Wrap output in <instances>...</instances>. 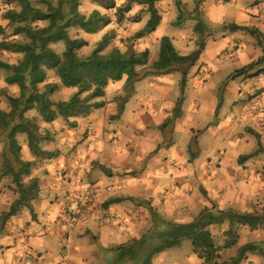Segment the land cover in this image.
<instances>
[{"label":"crops","instance_id":"0c3cea01","mask_svg":"<svg viewBox=\"0 0 264 264\" xmlns=\"http://www.w3.org/2000/svg\"><path fill=\"white\" fill-rule=\"evenodd\" d=\"M206 1L199 7L205 17ZM250 1L230 0L224 4L216 0L219 7L210 10L207 16L211 23L220 18V24L249 30L225 32L220 38L222 45H217V56L223 49L228 50V56L236 58L232 63L234 69L239 67L237 72L260 61L255 78L247 80L245 94L234 98L236 104H243L241 111L244 109L235 127L238 141L225 147L223 154L207 167L176 154L171 159L177 160L179 166L173 168L172 160L167 159L163 150L173 146L170 115L182 102L169 100L172 92L158 90L156 83L153 86L157 91L152 90L147 96L154 93L162 96L139 103L126 89L127 78L111 84L100 101L105 105L103 109L87 119L76 120V129H64L81 131L83 136L74 149L72 182L66 183V173L63 179H53L46 160H38L37 167L33 166V177L41 182L40 197L33 203L36 219L25 209L28 212L22 220L19 219L22 212L7 220L6 229L0 234V264H118L126 255L124 251L134 243L167 233L168 225H190L206 210L261 215L264 210V117L260 115L264 113V49L258 36L264 39V0L249 4ZM251 32L257 35L252 36ZM173 45L177 47L175 41ZM232 51L236 52L230 56ZM198 80L203 81L201 77ZM205 87L201 89L203 93L208 92L209 87ZM248 99L251 102L244 105ZM196 102L198 112L216 109L215 101L209 103L198 98ZM122 107L123 114L117 118ZM99 112L103 115L98 116ZM49 126L44 128L51 144L47 149L59 160L62 157L56 143L59 129ZM130 131L138 136L130 138ZM117 136L121 141H116ZM125 143L130 146L126 148ZM211 163L216 170L210 167ZM103 174L109 177L107 186L100 182ZM15 201L9 205L0 201L1 212L8 214ZM75 204L80 206L81 214L69 222L67 211ZM215 228L223 231L225 241L229 224ZM248 244H264V230L242 229L237 246L223 253L233 258ZM16 253L18 257L14 256ZM129 264H135V256ZM151 264H201V261L193 253L191 241L184 240L180 246L156 254ZM241 264H264V254L246 255Z\"/></svg>","mask_w":264,"mask_h":264},{"label":"trees","instance_id":"16d2710c","mask_svg":"<svg viewBox=\"0 0 264 264\" xmlns=\"http://www.w3.org/2000/svg\"><path fill=\"white\" fill-rule=\"evenodd\" d=\"M6 7L2 11L3 19L13 26L14 37L9 43H0V57L4 51L12 49L17 55L23 57L22 61L13 66L3 62L0 58V80L2 73L10 74L5 82L9 87L19 89V97L7 96L11 105L10 113L0 111V126L7 134L10 146V153L13 156L16 167H13L8 159L4 160L3 170L0 172V180L10 176L18 199L13 203L8 214L3 215V220L15 217L27 209L33 219L36 214L33 203L39 199L41 182L33 177V163L23 159V148L18 141L21 135L26 136L27 147L35 156L46 161L54 160L57 157L54 153H44L41 146L44 141H49L47 132L40 129L36 119H29L28 115L36 113L45 124H54L58 120L64 121L71 129L77 128L76 120L87 119L95 112L105 107L102 101L105 92L111 84H116L127 78L126 89L136 81L141 80L145 71H153L152 74L179 73L183 77V83L187 79L190 69L199 61L205 49L201 44L199 51L189 57H182L177 52L173 42L164 38L160 42L159 60L149 67L150 52L135 53L134 51L123 52L114 49L106 53L111 45L109 36L106 34L96 44L95 50L87 57H81L79 52L89 46L85 38L72 37L70 30L76 29L80 33L89 36H96L112 24L107 15L95 11L89 17L81 13V0H65L69 12L63 9V3L59 4L60 9L54 8L52 13H43L32 7L28 0H4ZM95 3H102L107 10H113L116 21L121 24L126 16L131 14L134 8H141L131 24H140L145 16L149 17L147 26L137 36V39H144L155 33L162 24L163 18L157 5L166 0H123L122 5L117 7L115 1L92 0ZM203 0H197L200 5ZM229 3L230 0H222ZM177 2L179 7L181 4ZM15 6V8H11ZM9 7V8H8ZM199 11V9H196ZM197 21V20H196ZM195 33H200L203 22L198 19ZM47 24V27H39L37 24ZM233 32L249 31L247 28L234 26ZM3 33L4 31H1ZM256 36L255 32H251ZM203 41V40H202ZM63 45V53H57L53 48ZM260 61L246 67L236 73L238 76H246L250 71L258 67ZM138 69H143L138 72ZM54 72L64 88L75 90V94L68 102H53L51 97L58 91L59 86L48 83L49 73ZM148 72V73H149ZM143 77V76H142ZM43 86L44 91H41ZM181 103L175 109L176 115H181ZM122 107L117 118L123 114ZM229 224L226 233L227 241L225 246L217 245L215 236L210 229L213 226ZM4 228V225H3ZM248 228L252 231L264 229V214H243L233 211H219L216 208L204 211L198 219L190 225H168V232L165 234H154L151 240L145 238L128 247L124 253H132L135 256V264H151L156 254L180 246L182 241H191L193 253L198 256L201 264H241L248 252H256L253 245L242 249L237 259L221 261V252L237 246L242 229ZM150 244V245H149ZM152 251L146 253V249ZM145 249V252H144ZM131 254V255H132Z\"/></svg>","mask_w":264,"mask_h":264},{"label":"rangeland","instance_id":"374dc122","mask_svg":"<svg viewBox=\"0 0 264 264\" xmlns=\"http://www.w3.org/2000/svg\"><path fill=\"white\" fill-rule=\"evenodd\" d=\"M33 8L42 11L43 13H52L53 9H60L59 4L63 3V9L65 12H69V7L65 6V0H28ZM115 1L116 6L119 7L122 5L123 0H108ZM181 4L179 7L177 6V2ZM197 0H167L165 3L161 4L158 8L161 17L163 18L162 24L158 28V30L151 34L150 36L144 39H137V36L140 32L144 30L149 21V17H144V23L140 24H131V21H134L137 14L141 11V8H134L133 12L126 16V19L123 23L119 24L116 21V17L113 10H107L102 3H95L92 0H81V13L86 16H90L93 12L98 11L102 13V15H107L112 20L111 26L102 31L100 34L96 36H89L84 33H80L76 29L70 30V35L72 37H80L85 38L87 42H89V46L79 52L81 57H87L91 54L95 48L96 44L99 43L104 35H108L110 41L112 42L108 50L107 54L112 52L114 49H119L123 52L126 51H134L135 53H144L146 50L150 52L149 56V67H153L152 64L157 62L160 57V42L164 38H169L172 42H176L177 47L176 50L182 57H189L199 51L201 44L204 43L205 49L202 52L199 58L198 63L190 69V72L187 76V79L183 83V77L179 73H171L169 76H161L160 74L154 75L149 71H145L141 80L136 81L133 86H131V90H129L130 95L133 94L136 97V102H149L156 100L157 97L162 96L159 93H154L152 95L147 96L152 90L157 91L153 86L155 83L159 86L158 90H166L168 92H172V96H170L169 100L174 101L178 100L182 102V105L185 106V109L182 111L181 115H176L175 112L171 113V121L173 127L171 130V137L173 140L172 148H165L163 152L166 154L168 160H172L171 158L178 154L184 155L187 158L189 157L190 162L198 163L199 166L207 167L210 161L217 160L222 154L223 149L225 147H230L232 144L238 141V132L235 131L236 125H238L240 120V114L244 112V109L241 111L242 103L236 104L235 96L240 97L242 94H245L246 87L248 85L247 80H252L257 75L256 73L258 69H254L250 71L246 76H238L237 67L234 69L233 60L236 58L229 57L227 54L228 50L223 49V53L217 56V45H219L221 37L223 34L233 32L232 27L227 26L225 23L220 24L221 19L215 18L214 23H211V19L208 20V12L210 10H214L218 8V4H216V0H207L205 3L208 4L206 8V17L202 12L197 11L196 9L200 7V5L196 4ZM251 0L249 4L252 2ZM204 3V2H203ZM202 3V6H203ZM213 5V7L211 6ZM215 6V7H214ZM7 8L5 1L0 0V43L7 42L9 43L14 37L13 26H9L8 22L3 19L2 11ZM9 8V7H8ZM11 8H15V6H11ZM196 8V9H195ZM61 10V9H60ZM198 19L203 22V27L200 30V33H195V28L198 24ZM197 20V21H196ZM224 20V19H223ZM213 22V21H212ZM224 22H226L224 20ZM39 27H47V24H37ZM252 39V36H249ZM146 39V44L145 43ZM260 44L263 45L264 49V39L260 38ZM203 40V41H202ZM222 45V44H220ZM219 45V46H220ZM148 48V49H147ZM57 53H63V45H57L53 48ZM212 49V50H211ZM236 51L229 52V55L235 54ZM1 60L9 65H17L19 64L23 57L17 55L12 49L9 51H4L1 54ZM199 69H202L198 72ZM143 69H138V72ZM236 70V71H235ZM203 71V72H202ZM259 71V70H258ZM149 72V73H148ZM199 73L200 75L198 76ZM10 77V74L4 72L2 73V80H0V111L10 113L11 105L7 100V96L11 95L13 97H19L20 92L16 87H9L6 85L5 80ZM203 80L199 82L198 78ZM48 83H52L54 85L61 84L60 79L57 78L54 72L49 73ZM205 83H209L207 87H205ZM202 87L208 88L207 93H203L201 91ZM41 91H44L43 86L41 87ZM75 90H69L64 88L61 84L60 88L56 93L51 97V100L55 103L57 102H68L72 96L75 94ZM136 92V93H135ZM112 93H115L112 91ZM138 94V95H137ZM111 95V94H110ZM248 95V93H247ZM111 97V96H110ZM203 98L207 102L215 101L216 109H207L205 112L201 113L196 111L197 107L196 99ZM252 99H248L244 105H248V102H251ZM239 102V101H238ZM262 104L261 102H259ZM145 112V117H146ZM98 116H102L103 114L99 112ZM183 117V118H182ZM188 117V118H185ZM29 119L35 118L36 123L40 127L41 130L46 131V125L51 127V129H59L56 132V143L59 149L62 151V157L54 158V160H50L47 162L46 167H48L49 173L53 179H63L67 174V184L72 182V167L74 165L75 153L74 149L77 146L76 143L82 140V132L76 130H64L65 128H69L66 126L64 121L58 120L55 123V126L52 124H45L41 121L38 115L34 112L28 115ZM181 119V120H180ZM1 125V124H0ZM116 125V124H115ZM170 126V125H169ZM167 126L166 128H168ZM47 129V128H46ZM84 130H86L84 128ZM45 133V132H43ZM119 136V135H118ZM118 136L116 137V141H121ZM138 136L133 131H130L129 137L135 138ZM26 136L21 135L18 139L23 148V159L28 161L29 159L35 158V164L33 165L37 167L38 160L39 162L44 161L43 158L39 156H35L28 149ZM7 140V134L3 131V128L0 126V172L3 170V163L5 159H8L13 167H16L15 160L10 153V146ZM51 145L50 142L44 141L41 146V151L44 153L50 154L52 151L47 149V146ZM126 148L130 146L129 143H125ZM177 164L179 166V162L177 160H172L171 164ZM216 170L215 164L211 163L210 167ZM205 174V170L203 171ZM60 175V176H59ZM206 175V174H205ZM109 177L108 175L103 174L101 179V184H105L107 186ZM12 178L10 176H6L1 178L0 180V201H7L6 204L9 205L13 200L18 199L17 194L15 192L16 187L12 184ZM62 183V182H60ZM28 211L20 216V220H22ZM264 214V210H262L261 215ZM3 215L6 213L1 212L0 207V234H2L6 229V222L3 220ZM4 225V228H3ZM213 226L210 229L212 234L215 235V239L217 245L220 247L225 246L227 241H224V237L222 235V230L218 231ZM10 230V227L7 228V231ZM264 230V229H262ZM253 245L256 248V252H248L246 255L255 254L261 256L264 254V244H248ZM247 245V246H248ZM246 247V246H245ZM244 248V247H243ZM242 248V249H243ZM242 249L235 255V257H231L225 255L226 253L221 252V261H229L231 259H237V257L242 252ZM152 248H147V252H151ZM123 255L118 264H129L130 261H133V254ZM18 257V253L14 255ZM132 258V259H131ZM106 259V258H105ZM104 259V260H105Z\"/></svg>","mask_w":264,"mask_h":264},{"label":"built area","instance_id":"2783aa9c","mask_svg":"<svg viewBox=\"0 0 264 264\" xmlns=\"http://www.w3.org/2000/svg\"><path fill=\"white\" fill-rule=\"evenodd\" d=\"M252 115H254V112H252ZM261 116L264 117V113L260 114ZM176 163L173 165V168H176ZM109 191L111 189H108ZM81 214V208L78 204L73 205L72 207H70L67 211V220L69 222H72L74 219H76V217H79V215ZM21 261L24 260V258L20 259ZM29 260L32 262V258L30 257ZM33 263V262H32Z\"/></svg>","mask_w":264,"mask_h":264}]
</instances>
